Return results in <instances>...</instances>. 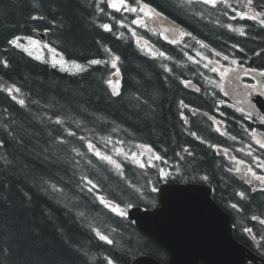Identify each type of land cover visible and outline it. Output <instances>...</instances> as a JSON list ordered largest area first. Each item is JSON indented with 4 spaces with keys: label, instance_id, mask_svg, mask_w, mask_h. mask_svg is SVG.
<instances>
[{
    "label": "trees",
    "instance_id": "obj_1",
    "mask_svg": "<svg viewBox=\"0 0 264 264\" xmlns=\"http://www.w3.org/2000/svg\"><path fill=\"white\" fill-rule=\"evenodd\" d=\"M127 2L138 6L137 0ZM140 3L191 35L171 43L161 32L133 24L135 13L116 11L108 0H0V264H132L142 254L166 262L161 245L97 196L121 208L154 207L161 183L188 181L210 185L232 215L235 237L264 256L262 225L251 220L264 218V193L241 199L238 190L247 187L228 171L236 161L213 147L228 148L238 158L239 147L251 138L253 115L228 103L218 67L264 70V25L249 14L237 15L264 10V0H253L251 7L247 0H228L231 7L220 0L215 7L200 0L186 7H178V0ZM40 32L69 60L109 62L71 74L9 43ZM136 36L165 55H151ZM113 55L119 57L118 74ZM12 85L21 91H5ZM89 141L122 168L89 151ZM138 145L151 146L152 154ZM116 149L143 152L146 166ZM153 154L163 159L148 166ZM161 168L166 177L159 175ZM84 177L98 187L89 191ZM227 198L242 210L231 209ZM97 228L113 243L100 240ZM248 228L263 236L258 245L247 237Z\"/></svg>",
    "mask_w": 264,
    "mask_h": 264
},
{
    "label": "water",
    "instance_id": "obj_2",
    "mask_svg": "<svg viewBox=\"0 0 264 264\" xmlns=\"http://www.w3.org/2000/svg\"><path fill=\"white\" fill-rule=\"evenodd\" d=\"M44 37V34H42ZM264 111V100H256ZM211 187L199 183H166L160 190V207L129 209L137 227L170 252L168 264H264L233 235L230 216L211 197ZM133 264H162L140 256Z\"/></svg>",
    "mask_w": 264,
    "mask_h": 264
},
{
    "label": "snow or ice",
    "instance_id": "obj_3",
    "mask_svg": "<svg viewBox=\"0 0 264 264\" xmlns=\"http://www.w3.org/2000/svg\"><path fill=\"white\" fill-rule=\"evenodd\" d=\"M200 2H202L203 4H206V5H212L213 7H215L217 5V3H218V0H200ZM220 2H223L227 6L231 7V5H228V0H220ZM191 3H192V0H178V5L177 6L178 7H186L187 5H189ZM137 4L139 5L138 7H133V6H130L128 4L127 0H108V6L113 8V9H115L116 11L124 10V11L138 13L137 18L132 21L133 24H138V25L147 27V25L145 23V18H151L153 16H155V17H161L162 16V13L157 12L155 9L151 8V6L148 5V4L140 3V0H137ZM252 4H253V0H247L246 7H251ZM234 11H235V9H234ZM139 13H143V16L139 15ZM237 15L240 16L241 18H244V17L248 16V13L247 12H237ZM261 17H264V10H261L260 12H255L252 15L251 18L254 19V20L259 19L260 24L264 25V18H261ZM33 18L36 19L37 17H33ZM233 18H235V17H233ZM120 23L123 26V21H121ZM102 27L105 30H109V31L111 30V25H109V24H104V25H102ZM227 27L229 29H232V25H228ZM233 30L241 31V33H242V29H233ZM165 31H167V30H165ZM132 34H133V36L136 35L134 30H133ZM160 34L162 36H164L165 39H168V37L166 35H164L163 32H161ZM178 35L182 38L185 35H191V34L190 33H186L183 30H180L178 32ZM28 41H29L30 45H40V41L34 40L32 38H28ZM139 42H140V38H137V43H139ZM170 42L171 43H177L178 41L173 39ZM9 43L11 45L15 46L16 48L22 49L24 52L28 53L29 56L33 55V52H32V50L29 47H27L24 44L20 43V38L19 37H16V38L12 39L11 41H9ZM144 45L147 46L148 45V41H144ZM40 46H41V48H46L48 50V52L53 55V58L51 60V63L53 65V67L60 66L62 71H68V70H70V68L75 69V72H83V71L86 70V66L85 65L78 64L76 61H67V60H65L64 56H63V53L58 52L56 48L51 47L48 44H43V45H40ZM147 50L153 56H157V55L164 56L165 55V53H163V52L153 51V49L151 47H148ZM105 51L111 53L110 49L106 48ZM217 55H219V53H217ZM35 58L36 59H43V56H36ZM225 59H228V57H225ZM118 60H119V57L113 55L112 58H111V61H110L111 66L116 69V73H114V74H118L119 73V69L117 68V61ZM108 62L109 61H104V60H99V59H92V60L88 61V65L87 66L105 64V63H108ZM3 63L5 65V67H7V61H4ZM232 63L236 64L237 61L233 60ZM66 65H69V67H66ZM205 66H207V65H205ZM213 71H217V69L214 68ZM227 71H229V70L225 69V71L222 72L221 75L222 76L225 75L227 73ZM253 71H255V70H253ZM247 74H248V72H247V70H245V75H247ZM261 75H264V72H261ZM106 82L109 85L112 84V80L111 79L107 80ZM184 83L187 86V85L190 84V81H184ZM251 87L254 88L255 86L253 85ZM5 91H7L8 93L11 94L13 92L19 93L21 91V89L19 87H16L15 85H12L11 87H6ZM117 94L118 93L116 91L113 92V95H117ZM261 94H264V91H262ZM225 95H227V93H225ZM13 99H16V97L13 96ZM19 103L21 105H23L25 103V101L23 99H21V100H19ZM180 103L183 104V101H181ZM241 111H243V109H241ZM262 119H264V118H262ZM60 122L61 121L57 120V123H60ZM185 122H187V121H185ZM252 134H253V138H255V130H253ZM70 135H74V133H70ZM192 135L195 136L196 133H192ZM81 139H83V137H81ZM233 139H235V137H233ZM256 143L260 144V146L262 148H264V143H262L260 140H256ZM87 147H88L89 151H93L95 153V155L97 157H99L101 160L107 161L110 164L114 165L117 170H120L122 168V165L120 163H118L116 160H114L112 158V156L102 153L99 149H97L95 147L94 144L91 143V141L88 142ZM138 147H140L142 149H146L150 153L152 152V148L149 145H138ZM213 147H217V146L213 145ZM73 151H77V150L73 149ZM116 151L119 154H123L126 158L130 157L132 160H134L139 165V167L144 168L146 166L145 162L142 159H140V157H142L144 155L143 152H141L139 154H137L136 152L125 153V152H123V149H116ZM183 151L188 153V155H190V156L193 155V153L187 147H185L183 149ZM225 152H227V150H225ZM249 155H251V152H249ZM162 159L163 158L160 155L153 154V155L148 157L147 165L148 166H154L153 163H152L153 160H162ZM232 159L236 161V167L234 169L233 168H229L228 171H230V172L231 171L240 172L241 171L240 165L244 164L245 161L236 160L235 157H233ZM257 167L264 169V162L259 163L257 165ZM247 172L251 173V176L256 181H259L261 184H264V175H258L252 169L251 166H249L247 168ZM168 174L169 173H167L163 168L159 169V175L160 176L166 177ZM120 175L121 176L123 175L122 171H120ZM83 179L87 181V185H91V187L88 188L89 191H93L95 188L98 187V185L94 184L91 179H88L87 177H84ZM203 179L207 180L208 177L204 176ZM247 182L249 184H251L252 180H248ZM133 187H135V186L133 185ZM53 188L55 189V186H53ZM152 190L156 191L157 189L153 188ZM262 190H264V189H262ZM137 191H139V189H137ZM238 195L241 198H245V194L243 192L238 193ZM97 198L100 200V202L102 204L105 205V207L109 208L112 212L117 213L121 217H126L128 215L127 209H131L132 207H134V204L127 203L125 208H121L119 204H113L111 201L106 200L105 197H103V196H99L98 195ZM231 207L237 208L238 206L233 204V205H231ZM252 219L253 220H257V219H260V218L256 217V216H253ZM260 223H264V219H260ZM94 231H95L96 235L99 237L100 240L106 241L108 244H112L113 243V241L111 239H109V237L107 235L103 234L100 229L97 228V229H94ZM245 231L251 233L252 229L248 228V229H245ZM108 264H112V261L109 260Z\"/></svg>",
    "mask_w": 264,
    "mask_h": 264
},
{
    "label": "rangeland",
    "instance_id": "obj_4",
    "mask_svg": "<svg viewBox=\"0 0 264 264\" xmlns=\"http://www.w3.org/2000/svg\"><path fill=\"white\" fill-rule=\"evenodd\" d=\"M138 6H135V7H138ZM139 15L143 16V13H139ZM145 23H146V25L148 27L153 28V29L158 30V31H161L164 34H166L168 38L170 37L169 38L170 40L180 38V36L178 35V32L180 31V29L177 28V27H175V26H173L172 24L168 23L162 16L161 17H155V16H153L151 18H145ZM165 30H167V31H165ZM19 38H20V43L24 44L25 46L29 47L32 50V52H33L32 57L35 58L36 56H43V59H37V60H39V61H47L48 60L51 63V60L53 58V55L50 54L46 48H41V46H40V45H43V44H48L51 47H54L51 43H49L48 41L41 40V39L36 38V37H24V38L23 37H19ZM28 38H32L34 40L40 41V45H30L29 44V41H28ZM144 41H146V40L140 38V42H141V44H142L143 47H145L146 49H148V47H151L149 44L147 46H145L144 45ZM54 48H56V47H54ZM57 51L60 52L58 49H57ZM64 59L67 60V61H73V60L67 59L65 56H64ZM77 63L78 64H81V65H85L86 66V70L90 67V66H87L88 65V62H77ZM56 67H58L59 69H61L60 66H56ZM66 67H69V65H66ZM65 72H68V73H71V74L81 73V72H75V69H72V68H70V70L65 71ZM102 153L105 154V152H102ZM148 153L149 154H152L150 152H148Z\"/></svg>",
    "mask_w": 264,
    "mask_h": 264
},
{
    "label": "flooded vegetation",
    "instance_id": "obj_5",
    "mask_svg": "<svg viewBox=\"0 0 264 264\" xmlns=\"http://www.w3.org/2000/svg\"><path fill=\"white\" fill-rule=\"evenodd\" d=\"M256 83L258 84V87H257V88L260 89V92L264 91V76H257V80H255V83L252 84V85H250V90H249L250 93H249V96H250V95H251V96L254 95L255 90H256V87L253 88V87H251V86L255 85ZM239 85H240L239 90H242V91H244V92L246 93V88H245V86L242 85L241 83H239ZM251 105H253V104L251 103ZM253 106H254V105H253ZM248 179H249V177H248L247 179H245V181L247 182ZM247 183H248V182H247ZM251 192H254V191L251 190ZM237 195H238V194H237ZM254 221H258V219H257V220H254Z\"/></svg>",
    "mask_w": 264,
    "mask_h": 264
},
{
    "label": "bare ground",
    "instance_id": "obj_6",
    "mask_svg": "<svg viewBox=\"0 0 264 264\" xmlns=\"http://www.w3.org/2000/svg\"><path fill=\"white\" fill-rule=\"evenodd\" d=\"M152 8V7H151ZM37 32V31H36ZM37 35H38V33H37ZM18 37H20V36H18ZM29 37V36H28ZM31 37V36H30ZM16 38V37H15ZM24 38V37H23ZM96 147V146H95ZM97 148V147H96ZM194 182V181H193ZM239 196V195H238ZM240 197V196H239ZM220 198H222L221 196H220ZM241 198V197H240ZM222 199H224V200H226L225 199V197H223ZM228 199V198H227ZM242 199V198H241ZM227 201H229L230 203H234V202H232V201H230L229 199L227 200ZM236 203V202H235ZM142 209L143 208H145V207H143V206H141V205H139Z\"/></svg>",
    "mask_w": 264,
    "mask_h": 264
}]
</instances>
